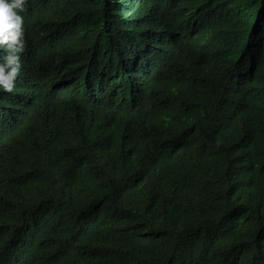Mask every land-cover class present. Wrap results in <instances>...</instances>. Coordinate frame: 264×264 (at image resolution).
I'll use <instances>...</instances> for the list:
<instances>
[{
  "label": "trees",
  "instance_id": "16d2710c",
  "mask_svg": "<svg viewBox=\"0 0 264 264\" xmlns=\"http://www.w3.org/2000/svg\"><path fill=\"white\" fill-rule=\"evenodd\" d=\"M176 1L26 0L0 264H264V0Z\"/></svg>",
  "mask_w": 264,
  "mask_h": 264
},
{
  "label": "clouds",
  "instance_id": "9594fccd",
  "mask_svg": "<svg viewBox=\"0 0 264 264\" xmlns=\"http://www.w3.org/2000/svg\"><path fill=\"white\" fill-rule=\"evenodd\" d=\"M156 2L166 8L163 19L177 37L187 38L190 35L189 13L176 0H121V5L133 16L142 11H153ZM26 0H0V50L5 56L0 57V92L8 94L16 87V79L23 67L27 53L25 18L22 12Z\"/></svg>",
  "mask_w": 264,
  "mask_h": 264
}]
</instances>
